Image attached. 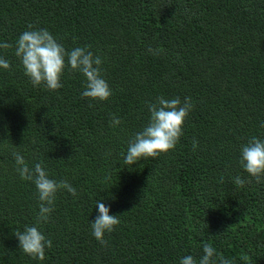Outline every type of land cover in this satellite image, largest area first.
Returning a JSON list of instances; mask_svg holds the SVG:
<instances>
[{
    "label": "trees",
    "instance_id": "1",
    "mask_svg": "<svg viewBox=\"0 0 264 264\" xmlns=\"http://www.w3.org/2000/svg\"><path fill=\"white\" fill-rule=\"evenodd\" d=\"M29 24L100 56L110 99L83 97L85 77L68 69L57 91L33 86L14 54ZM3 43L0 264H179L199 261L205 243L234 264H264V179L240 164L242 145L264 140V0H0ZM161 96L193 102L179 143L125 164ZM17 151L77 191L57 194L47 223L37 225V189L17 173ZM96 201L120 220L107 246L92 234ZM29 226L52 241L43 261L19 247L15 232Z\"/></svg>",
    "mask_w": 264,
    "mask_h": 264
},
{
    "label": "clouds",
    "instance_id": "2",
    "mask_svg": "<svg viewBox=\"0 0 264 264\" xmlns=\"http://www.w3.org/2000/svg\"><path fill=\"white\" fill-rule=\"evenodd\" d=\"M0 47L8 49L12 45L3 43ZM148 52L155 56L159 54V49L149 47ZM14 54L20 59L25 75L33 86L44 85L50 91H57L63 87L61 79L68 69L85 77L83 97L104 102L112 96V90L103 76L102 58L94 55L86 46L67 51L47 29H37L29 24L28 30L19 36ZM0 69L10 71V63L4 58H0ZM148 107L150 113L148 123L134 135L124 155V163L127 165L133 166L143 159L157 158L161 154L173 151L183 135L185 120L194 105L191 97H185L182 101L178 96L171 99L161 96ZM120 123L118 118L113 117L112 126H118ZM198 143L193 141L194 149ZM13 155L20 178L33 183L37 189L40 202L37 225L49 222L57 194L66 191L76 197V189L66 180L51 179L43 162L36 163L30 168L24 156L18 151ZM240 164L256 183H261L264 179V140L253 136L242 145ZM234 182L240 187L246 183L240 176L235 177ZM95 207L98 208L99 214L95 221L91 222L92 234L102 246H107L105 234H111L119 225V216L110 215V209L102 201H96ZM15 236L20 249L33 259L43 261L45 249L52 247V241L47 239L37 226L26 227L23 232L16 231ZM202 252L199 261L192 255H187L180 259L179 264H234L232 259L218 255L212 244L205 243Z\"/></svg>",
    "mask_w": 264,
    "mask_h": 264
}]
</instances>
